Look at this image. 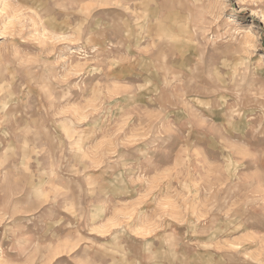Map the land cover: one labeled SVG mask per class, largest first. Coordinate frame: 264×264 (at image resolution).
<instances>
[{"label": "rangeland", "instance_id": "1", "mask_svg": "<svg viewBox=\"0 0 264 264\" xmlns=\"http://www.w3.org/2000/svg\"><path fill=\"white\" fill-rule=\"evenodd\" d=\"M0 264H264V0H0Z\"/></svg>", "mask_w": 264, "mask_h": 264}]
</instances>
